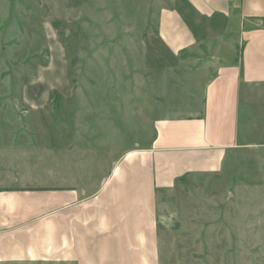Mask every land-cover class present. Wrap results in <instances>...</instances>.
I'll return each mask as SVG.
<instances>
[{"label":"rangeland","instance_id":"obj_1","mask_svg":"<svg viewBox=\"0 0 264 264\" xmlns=\"http://www.w3.org/2000/svg\"><path fill=\"white\" fill-rule=\"evenodd\" d=\"M162 6L0 0V188L60 186L73 173L90 192L149 142L157 71L166 68L155 49ZM257 94L243 108L245 145L223 172L159 195L160 264H264V92Z\"/></svg>","mask_w":264,"mask_h":264},{"label":"crops","instance_id":"obj_2","mask_svg":"<svg viewBox=\"0 0 264 264\" xmlns=\"http://www.w3.org/2000/svg\"><path fill=\"white\" fill-rule=\"evenodd\" d=\"M162 2L152 138L90 192L73 173L0 188V264H160L159 195L220 174L245 145L243 108L264 92V0Z\"/></svg>","mask_w":264,"mask_h":264},{"label":"trees","instance_id":"obj_3","mask_svg":"<svg viewBox=\"0 0 264 264\" xmlns=\"http://www.w3.org/2000/svg\"><path fill=\"white\" fill-rule=\"evenodd\" d=\"M11 190H30V191H32V190H39V189H33V188H27V189H21V188H12V189H5V190H3V191H11Z\"/></svg>","mask_w":264,"mask_h":264}]
</instances>
